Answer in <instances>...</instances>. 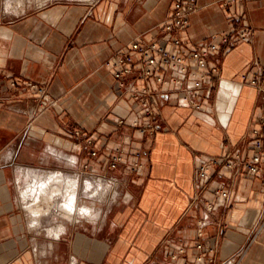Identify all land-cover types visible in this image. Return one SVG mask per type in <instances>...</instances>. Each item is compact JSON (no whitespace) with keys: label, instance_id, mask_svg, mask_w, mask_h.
I'll return each mask as SVG.
<instances>
[{"label":"crops","instance_id":"0c3cea01","mask_svg":"<svg viewBox=\"0 0 264 264\" xmlns=\"http://www.w3.org/2000/svg\"><path fill=\"white\" fill-rule=\"evenodd\" d=\"M223 2L196 0L179 33L185 50L203 39L217 44L207 57L218 67L211 92L195 109L163 85L150 96L155 131L144 135L130 126L142 109L118 85L111 58L138 35L171 48L162 23L174 0H48L13 14L0 0V264H197L199 253V264H264L260 180L220 158L251 154L264 114L263 93L242 79L257 71L255 62L264 69V0ZM134 58L127 81L154 91V78L137 77ZM27 82L44 85L50 100ZM118 148L122 158L110 168ZM213 158L196 182L199 164ZM69 169L114 179L121 192L101 222L65 228L48 242L28 229L18 179Z\"/></svg>","mask_w":264,"mask_h":264},{"label":"built area","instance_id":"2783aa9c","mask_svg":"<svg viewBox=\"0 0 264 264\" xmlns=\"http://www.w3.org/2000/svg\"><path fill=\"white\" fill-rule=\"evenodd\" d=\"M243 0H224V5H230L234 2ZM197 9L196 0H174L172 13L163 23V38L171 44L168 48L163 42L157 39H144L138 35L129 43L126 48H121L112 55V60L117 66L114 72V78L118 81V85L128 94L134 101L138 102L141 109V118L134 117L130 121V126L137 130L140 134L152 135L155 131V122L158 117L156 110L153 108L150 100L151 94L160 95L163 85L172 83L177 89L183 92L186 102L195 109H199L202 105V99L208 97L211 92L214 79L218 75V67L210 64L207 57L217 49V44L211 39H203L193 46L190 50L182 49V41L179 33L186 29L190 23V15ZM251 31L244 30L240 33V37L246 39ZM224 41H228V37H223ZM234 42H230V46H234ZM179 48V49H176ZM135 56H138L139 62L138 78L147 80L154 78L157 87L151 91L146 84H137L135 79L127 81V78L135 70ZM258 66L257 71L251 76L242 74V79L256 86L264 95V69ZM160 67L167 71L163 75L160 71H156V67ZM15 85V82H12ZM26 85L35 89L46 100H50L49 94L44 85L34 82H27ZM120 125L124 123V119L118 121ZM259 127L252 130L253 134V151L251 154H245L242 151H226L221 155V159L225 167L232 171L241 170L247 174L258 178L261 183L264 196V114L260 117ZM80 134L77 132L76 137ZM90 145V155H97V149L93 147L91 139L85 142ZM122 149L118 148L111 155L109 167H116L121 160ZM217 159L213 158L209 161L202 162L197 168L196 182L207 177L210 167L217 163ZM141 164L134 163L132 168H140ZM217 193L227 196L228 192L224 189H218ZM211 204H208V208ZM264 225V198L262 204L261 215L258 220V230ZM255 233V235H256ZM255 235L252 237L254 240ZM198 250H202L203 244H197ZM202 254L199 253L195 262H202ZM75 264V263H74Z\"/></svg>","mask_w":264,"mask_h":264},{"label":"rangeland","instance_id":"374dc122","mask_svg":"<svg viewBox=\"0 0 264 264\" xmlns=\"http://www.w3.org/2000/svg\"><path fill=\"white\" fill-rule=\"evenodd\" d=\"M19 1L20 0H8V12H10L11 14L18 13L22 10L41 4L48 0H21L20 2ZM85 1L94 2L95 0ZM52 171H46L43 174L46 175ZM63 173L78 176V192L80 196L78 198V204H81L80 206H87L93 209L95 208V211H99V215L97 217L89 218H79L76 216L73 220H67L64 216L61 215V213L59 214L58 210L55 207L50 208L48 213L45 215H32V212L29 207L32 204V207L36 205L34 204L35 193L33 191V184L35 183V181L33 180V178H31V176H28L25 171L22 172L21 176L18 179L19 205L25 213L29 231L35 234L37 233L36 235H38V238H47L48 242L52 240V237L50 234L47 233V228L55 227L58 224H62L65 229L68 227L71 228L72 226L75 227L76 225L84 223L91 224L94 220H98V222H101L108 207L112 205L113 202H116L118 200V195L116 196L115 193L121 192V186L118 181L111 178L106 179L102 175L92 176V174H89L90 176H88V174L83 175L82 172L74 171L72 169L63 170ZM40 178L44 179L43 176H41ZM86 181H89V184L92 186L91 189L87 191V193H85L86 190L84 187Z\"/></svg>","mask_w":264,"mask_h":264},{"label":"bare ground","instance_id":"6f19581e","mask_svg":"<svg viewBox=\"0 0 264 264\" xmlns=\"http://www.w3.org/2000/svg\"><path fill=\"white\" fill-rule=\"evenodd\" d=\"M67 158L72 160L69 156ZM30 173H32L31 178L35 181L33 184V191L35 193L34 204L36 205L32 207V204L29 207L32 215H45L52 207H55L59 214L61 213V215L67 220H73L76 216L79 218H89L97 217L99 215V211H95V208L93 209L87 206H80L81 204H78V198L80 196L78 192L79 179L77 175L73 176L61 171H52L46 176H43L44 179H41V176H37L33 172ZM30 173L28 174L30 175ZM84 187L86 190L85 193H87L92 186L89 184V181H86ZM63 229V225L58 224L55 227L47 228L46 231L52 238H56L58 234L63 231Z\"/></svg>","mask_w":264,"mask_h":264}]
</instances>
